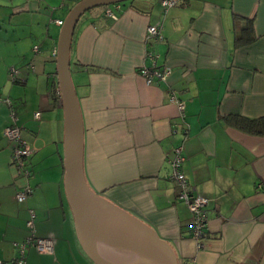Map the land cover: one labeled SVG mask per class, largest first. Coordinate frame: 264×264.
I'll return each instance as SVG.
<instances>
[{
  "label": "crops",
  "instance_id": "obj_1",
  "mask_svg": "<svg viewBox=\"0 0 264 264\" xmlns=\"http://www.w3.org/2000/svg\"><path fill=\"white\" fill-rule=\"evenodd\" d=\"M75 0H0V261L17 256L30 236L54 240L51 254L27 246L23 264H95L83 252L63 182V109L56 80L58 32ZM110 10L115 16H106ZM158 24L162 40L146 41ZM38 47V52L33 47ZM171 72L147 84L138 70ZM70 75L83 124V177L104 200L147 224L172 248L178 264H264V135L244 133L234 116L264 117V0H127L93 8L78 20ZM9 68L17 70L10 80ZM170 92L184 103L179 117ZM10 100L20 138L33 148L31 174L10 162L3 134ZM34 114H38L35 118ZM181 147L182 171L205 197L201 248L192 216L177 197L169 158ZM28 185L22 202L16 194ZM105 221L92 234L113 239ZM113 264H133L123 247L98 245Z\"/></svg>",
  "mask_w": 264,
  "mask_h": 264
},
{
  "label": "water",
  "instance_id": "obj_2",
  "mask_svg": "<svg viewBox=\"0 0 264 264\" xmlns=\"http://www.w3.org/2000/svg\"><path fill=\"white\" fill-rule=\"evenodd\" d=\"M127 0H80L65 16L56 46V80L63 109V182L78 242L95 264H113L101 257L98 245L123 247L133 264H178L171 246L147 224L93 192L83 177V124L78 98L70 75V47L79 18L93 8ZM105 221L118 227L112 239L93 236V228Z\"/></svg>",
  "mask_w": 264,
  "mask_h": 264
},
{
  "label": "built area",
  "instance_id": "obj_3",
  "mask_svg": "<svg viewBox=\"0 0 264 264\" xmlns=\"http://www.w3.org/2000/svg\"><path fill=\"white\" fill-rule=\"evenodd\" d=\"M179 0H160V5L163 8H170L174 6ZM105 14L111 18L115 16L110 10H106ZM62 20H54L56 31L59 32L62 26ZM146 41L149 40H162L160 33V26L158 24L148 26L146 30ZM34 52H38V47H33ZM53 56H56V49L52 50ZM152 62L151 65L142 66L138 70L139 74L144 78L147 84H151L157 81H165L169 76L171 70L169 67H157L155 63V56L151 51H147L145 55ZM17 70L9 68L8 76L10 80L16 81ZM59 93V90L57 91ZM6 104L10 106V122L3 129V134L7 140L11 143V156L10 162L15 167L16 172L28 178L30 176V170L28 167V158L33 154V148L20 138V128L16 124L17 116L14 109L11 107L10 100H5ZM170 102L174 103L178 111L179 117L184 118V103L177 99L174 93L170 92ZM38 114H34L36 118ZM185 161V156L182 153L181 147H175L172 149L169 163L172 167L171 178L174 180L178 187L177 197L182 200L188 208L192 216L191 222V238L196 241V248H201V240L205 236L207 228V217H206V206L208 200L198 194L193 193L192 189L189 188L187 179L182 171V163ZM32 190L26 185L16 194V199L19 202L24 201ZM34 213L30 210V217L26 222V227L30 231V236L21 243H14V247L17 250V256L14 257L8 264H23L24 263V252L27 246L34 247L39 253L51 254L53 252L54 240L51 237H37L34 230ZM0 264H4L0 261Z\"/></svg>",
  "mask_w": 264,
  "mask_h": 264
},
{
  "label": "trees",
  "instance_id": "obj_4",
  "mask_svg": "<svg viewBox=\"0 0 264 264\" xmlns=\"http://www.w3.org/2000/svg\"><path fill=\"white\" fill-rule=\"evenodd\" d=\"M78 1L80 0H75V3H77ZM230 122L232 125L240 129L244 133L251 134V135H264V117L256 118V119H249V118L236 115L230 119ZM30 174H31V171H30Z\"/></svg>",
  "mask_w": 264,
  "mask_h": 264
},
{
  "label": "rangeland",
  "instance_id": "obj_5",
  "mask_svg": "<svg viewBox=\"0 0 264 264\" xmlns=\"http://www.w3.org/2000/svg\"><path fill=\"white\" fill-rule=\"evenodd\" d=\"M120 3H124V1L123 2H120Z\"/></svg>",
  "mask_w": 264,
  "mask_h": 264
}]
</instances>
